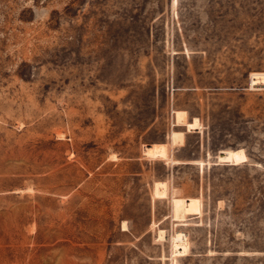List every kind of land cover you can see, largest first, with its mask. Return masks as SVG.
I'll list each match as a JSON object with an SVG mask.
<instances>
[{
    "label": "rangeland",
    "instance_id": "obj_1",
    "mask_svg": "<svg viewBox=\"0 0 264 264\" xmlns=\"http://www.w3.org/2000/svg\"><path fill=\"white\" fill-rule=\"evenodd\" d=\"M0 264H264V0H0Z\"/></svg>",
    "mask_w": 264,
    "mask_h": 264
},
{
    "label": "bare ground",
    "instance_id": "obj_2",
    "mask_svg": "<svg viewBox=\"0 0 264 264\" xmlns=\"http://www.w3.org/2000/svg\"><path fill=\"white\" fill-rule=\"evenodd\" d=\"M125 227H126V226H125V223L122 224V230L125 229ZM126 228H127V227H126ZM161 232H162V231H161ZM161 234H162V236H163V232H162ZM161 234H159V235L161 236Z\"/></svg>",
    "mask_w": 264,
    "mask_h": 264
}]
</instances>
